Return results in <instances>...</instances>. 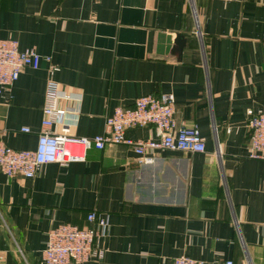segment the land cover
Listing matches in <instances>:
<instances>
[{
	"label": "crops",
	"instance_id": "1",
	"mask_svg": "<svg viewBox=\"0 0 264 264\" xmlns=\"http://www.w3.org/2000/svg\"><path fill=\"white\" fill-rule=\"evenodd\" d=\"M0 38L50 55L54 79L81 95L76 121L64 117L53 132L93 137L116 107L171 93L178 124L197 125L206 144L153 151L148 164L118 144L44 164L32 178L0 172V264H47L50 230L87 227L90 211L111 218L97 244L104 256L69 264H172L182 255L264 264V158L249 156L248 114L264 111V0H0ZM49 77L42 61L0 93L5 145L36 148ZM127 135L159 140L153 125Z\"/></svg>",
	"mask_w": 264,
	"mask_h": 264
},
{
	"label": "built area",
	"instance_id": "2",
	"mask_svg": "<svg viewBox=\"0 0 264 264\" xmlns=\"http://www.w3.org/2000/svg\"><path fill=\"white\" fill-rule=\"evenodd\" d=\"M42 61L48 62L50 77L46 84L37 146L34 149H14L0 141V172L8 177L32 178L44 164L68 165L85 161L90 149L103 150L118 144L132 148L144 164L154 162L156 158L152 152L160 149L191 152L206 150L197 125L178 124L175 96L171 93L143 95L135 100L133 107H116L106 119L105 131L93 137L73 135L68 126L59 133L53 132L52 126L64 117L71 115L76 121L80 114L81 95L63 90L54 79L53 75L59 66L50 55H42L34 48L20 49L17 39L0 38V93L13 87L24 68L38 69ZM60 100L75 104L72 107L60 106ZM248 114L251 116L249 156L264 158V111L255 112L251 109ZM149 125L156 128L159 140L134 139L127 135L128 129ZM21 130L30 132L31 129L23 127ZM87 221L89 226L84 228L63 223L51 229L43 249V260L47 264H69L87 261L94 255L102 258L105 251L97 244L108 234L110 215L90 211ZM172 264L209 263L182 255L174 258ZM227 264L233 262L227 261Z\"/></svg>",
	"mask_w": 264,
	"mask_h": 264
},
{
	"label": "water",
	"instance_id": "3",
	"mask_svg": "<svg viewBox=\"0 0 264 264\" xmlns=\"http://www.w3.org/2000/svg\"><path fill=\"white\" fill-rule=\"evenodd\" d=\"M177 43L180 45V46H183L185 41H184V38L179 35L178 38H177Z\"/></svg>",
	"mask_w": 264,
	"mask_h": 264
}]
</instances>
